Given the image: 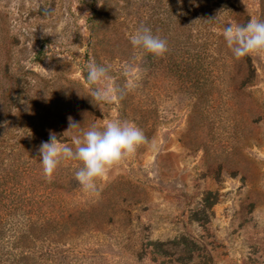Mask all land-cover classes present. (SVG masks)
I'll return each mask as SVG.
<instances>
[{
    "label": "rangeland",
    "instance_id": "1",
    "mask_svg": "<svg viewBox=\"0 0 264 264\" xmlns=\"http://www.w3.org/2000/svg\"><path fill=\"white\" fill-rule=\"evenodd\" d=\"M170 1L0 0L9 143L37 129L44 142L55 133L71 145L73 134L113 119L135 123L148 141L98 181V195L75 179L79 162L58 167L79 226L55 264H264V53L235 59L222 36L226 23L264 20V0H222L208 27L213 59L193 76L182 57L176 71ZM141 25L166 39L164 56L132 47ZM92 60L120 89L128 66L137 87L97 106L86 84ZM69 119L79 129L66 131Z\"/></svg>",
    "mask_w": 264,
    "mask_h": 264
},
{
    "label": "trees",
    "instance_id": "2",
    "mask_svg": "<svg viewBox=\"0 0 264 264\" xmlns=\"http://www.w3.org/2000/svg\"><path fill=\"white\" fill-rule=\"evenodd\" d=\"M222 3L196 0L193 6L189 0L170 1L172 50L179 57L176 71L182 58L192 76L199 68L197 63L213 59L208 54L214 44L208 27L216 24L213 15ZM7 97L1 99L4 106ZM31 130L22 131L28 141L9 143L10 130L0 128V264H55V249L79 226L72 216L74 210L64 205L69 183L55 174L51 179L42 175L39 148L48 136L42 130ZM85 221L89 224L88 216Z\"/></svg>",
    "mask_w": 264,
    "mask_h": 264
},
{
    "label": "clouds",
    "instance_id": "3",
    "mask_svg": "<svg viewBox=\"0 0 264 264\" xmlns=\"http://www.w3.org/2000/svg\"><path fill=\"white\" fill-rule=\"evenodd\" d=\"M182 0H178L181 3ZM196 6V0H189ZM56 35L55 31L52 33ZM223 40L235 59L264 53V20L251 18L246 24L226 23L222 28ZM134 49L162 57L168 51L166 39L154 34L148 26H139L129 37ZM109 67L92 60L87 65L86 84L89 95L101 104H110L121 98L123 91H131L138 85L139 76L128 66L123 69L127 78L123 89L111 81ZM104 84L103 87L97 85ZM78 123L69 119V128L79 129ZM147 138L135 123L113 119L103 125H92L86 131L71 136V145L62 143L55 133L49 134V140L42 142L39 148V164L45 179H51L62 162L74 160L79 162L75 179L82 189L89 194L98 195V181L106 180L112 169L124 159L131 157ZM154 147V146H153Z\"/></svg>",
    "mask_w": 264,
    "mask_h": 264
}]
</instances>
